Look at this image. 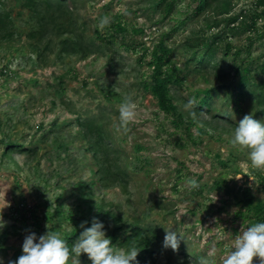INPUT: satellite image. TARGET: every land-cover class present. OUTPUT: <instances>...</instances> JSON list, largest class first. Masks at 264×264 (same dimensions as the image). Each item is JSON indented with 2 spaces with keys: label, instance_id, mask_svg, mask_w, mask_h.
I'll list each match as a JSON object with an SVG mask.
<instances>
[{
  "label": "rangeland",
  "instance_id": "rangeland-1",
  "mask_svg": "<svg viewBox=\"0 0 264 264\" xmlns=\"http://www.w3.org/2000/svg\"><path fill=\"white\" fill-rule=\"evenodd\" d=\"M147 1L76 0L71 14L59 18L68 31L38 42L29 36L37 27L31 9L21 0H0V12L11 20L0 30V205H10L0 212L5 264L22 251L30 233L39 238L49 229L59 231L67 243L72 240L71 248L78 238L72 237V218L83 211L88 216V206L111 209L128 225L148 228L157 238V264H197L212 248L215 264H221L241 227L257 223L247 200L264 201V171L253 169L248 152L230 141L246 114L264 122L262 107L249 97L234 104L228 87L214 92L211 109L198 122L183 105L197 90L230 85L238 65L248 64L256 81L264 78V14L252 17L264 5L223 0L227 6L217 1L196 14L198 0H172L173 10L165 15L163 7L154 10ZM104 16L111 24L101 30ZM233 16L236 21L229 23ZM117 22L126 31L114 33ZM247 23L253 27L246 29ZM8 29L13 36L1 38ZM218 32L214 62L220 67L186 66L193 51L205 50L201 41ZM75 37L93 42L95 51L85 56V50H63L64 39ZM163 38L173 48L165 69L181 78L169 88L182 122L160 110L144 88L152 70L150 52ZM126 97L137 104L138 117L125 133L117 124ZM86 118L105 129L123 175L99 172L81 125ZM190 178L199 188H189ZM165 229L184 236L178 252L164 248ZM80 261L91 264L86 254ZM253 264H260L259 258Z\"/></svg>",
  "mask_w": 264,
  "mask_h": 264
},
{
  "label": "trees",
  "instance_id": "trees-1",
  "mask_svg": "<svg viewBox=\"0 0 264 264\" xmlns=\"http://www.w3.org/2000/svg\"><path fill=\"white\" fill-rule=\"evenodd\" d=\"M22 5L28 7L33 12L36 19L37 27L32 29L29 36L36 39L38 42L42 41L47 37L51 38L54 34L60 35L68 31L64 22L59 21L60 16H68L71 14L72 10L76 5V0H21ZM217 1H220L221 5L224 7L228 5L226 1L221 0H198L195 7V13L199 14L206 10L208 7L212 6ZM148 6L158 9L163 7L165 15L173 10L172 0H148ZM261 4L264 5V0H260ZM149 8V7H147ZM225 12L227 9H224ZM264 14V8L260 13H254L261 15ZM252 18V23L255 21ZM237 16L230 17L229 23H234ZM10 14L5 12H0V30L6 28L7 23H9ZM234 26V25H233ZM253 27L252 24L247 23L245 25L246 29ZM234 28L231 27V30ZM114 33L121 31H126V27L120 22H117L113 28ZM137 32L142 31L141 28L135 29ZM221 32L212 34L210 37L204 38L201 41V46L205 50L193 51V53L188 57L186 66L193 62L196 67H201L206 71H209L208 66L212 68H219V64L214 62L215 51L218 47L217 41L222 36ZM13 36L12 30H7L6 33L1 38H10ZM51 40V39H50ZM94 43L91 41L84 42L81 37H75L74 40L64 39L63 50H71L72 52L83 51L84 55H88L95 51L93 49ZM231 46L227 43L225 46V52L228 53ZM199 49V48H198ZM243 48L238 49V53ZM248 51V49L246 48ZM173 48L168 46L164 38L160 39L157 44H155L150 52V60L148 64L152 67L150 74V81L144 82V88L148 89L156 100V103L160 110L175 115L182 122L181 114L177 111V106L173 103L172 97L170 95V82H178L181 80L179 75H175L174 72L167 71L165 69L170 63V56L172 54ZM219 66V67H218ZM240 67V69H239ZM262 72L264 73V63L260 65ZM234 72L237 77L230 85L219 84L211 87H205L203 89L197 90L195 92V97L198 98V107L196 108L197 113L200 111H208L211 109V101L214 98V92L223 87H228L227 93L229 99L236 105H240L241 101L246 97L259 107H262L264 112V78L260 81H256L250 75V66L248 64L236 66ZM191 121L187 126H190ZM81 125L84 128L85 135L87 138L89 149L94 154L96 161L100 164L99 172L105 173V171H111L113 176H121L125 173L123 167L118 163V158L113 155L111 157L112 148L108 147L106 141L107 133L105 129L95 120V118L83 119ZM199 131L204 133L203 129ZM10 147H17L18 149L22 146L18 144L8 143ZM31 150V149H29ZM248 209L252 210L253 214L257 217V222H264V201L254 202L252 198L247 200ZM88 211L90 214L85 215V211L79 213L78 218H72L74 231L72 237H78L80 233L84 230L80 225L84 223V227L88 228L92 226L93 220H98L104 224V229L106 231V236L111 239L112 245L114 247L125 248L126 250L135 246L140 249L136 261L132 264H157L159 258V249H157L156 243L157 238L155 234L149 232L148 228L141 224H135L130 226L126 223L123 216L111 209H106L102 211L97 208L93 210L91 206H88ZM86 222V223H85ZM72 240L68 239V244ZM20 255H22L21 250H16L12 260H16ZM166 264V263H165Z\"/></svg>",
  "mask_w": 264,
  "mask_h": 264
},
{
  "label": "clouds",
  "instance_id": "clouds-1",
  "mask_svg": "<svg viewBox=\"0 0 264 264\" xmlns=\"http://www.w3.org/2000/svg\"><path fill=\"white\" fill-rule=\"evenodd\" d=\"M110 24V18L104 16L100 19L98 27L103 30ZM197 107L195 96L183 105L192 120L198 122L205 113L200 111L198 114ZM137 117V104L131 97H126L119 105L117 131L126 133L129 125L137 121ZM230 143L234 149L248 152L253 169L264 171V122L254 119L252 114H246L234 128ZM186 183L191 189L199 188V183L194 178L188 179ZM216 198L215 196V200ZM8 206L10 205L4 201L0 205V212ZM3 226L0 222V228ZM46 227L49 229L48 225ZM80 227L84 230L72 243L71 248L59 231L49 229L39 238L35 233H30L24 239L22 255L16 260H8L7 264H81V254H86L91 264H132L136 261L140 249L133 246L125 251L114 247L111 239L106 237L102 222L94 219L91 227L85 228L84 223ZM165 232L164 248L170 247L174 252H178L184 236L179 233L178 239L177 231L172 229H165ZM215 256L216 249L212 248L205 257L199 258L197 264H215ZM254 258H259L260 264H264V222L242 226L240 233L232 240L230 250L221 257V264H253ZM0 264H5L3 257H0Z\"/></svg>",
  "mask_w": 264,
  "mask_h": 264
}]
</instances>
